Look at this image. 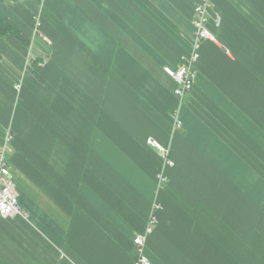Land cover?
<instances>
[{
	"label": "crops",
	"instance_id": "obj_1",
	"mask_svg": "<svg viewBox=\"0 0 264 264\" xmlns=\"http://www.w3.org/2000/svg\"><path fill=\"white\" fill-rule=\"evenodd\" d=\"M198 2H0L30 41L0 37V147L10 135L23 210L0 219V264H132L153 202L152 264H264V0H210L215 40L196 44ZM194 51L179 98L163 68Z\"/></svg>",
	"mask_w": 264,
	"mask_h": 264
},
{
	"label": "built area",
	"instance_id": "obj_2",
	"mask_svg": "<svg viewBox=\"0 0 264 264\" xmlns=\"http://www.w3.org/2000/svg\"><path fill=\"white\" fill-rule=\"evenodd\" d=\"M211 7L210 0H199L194 7L193 24L195 27V42L196 44L203 40H215L214 34L208 28V14ZM214 26L218 27L221 23V15L215 14L213 19ZM198 61V53L194 51L187 60L177 67L164 66V72L171 77L175 82L174 93L179 98L189 92L193 86L195 64ZM20 88V83L15 86ZM11 138L10 135L5 136L4 143L6 144ZM146 143L156 154L161 158L165 167L172 166L173 161L169 157L168 149H166L159 141L152 137L146 138ZM5 144L0 147V219L23 214V210L18 201V191L12 179V173L7 158L5 157ZM160 186L166 182L164 173L158 175ZM160 206L157 204L153 207V212L149 217V223L145 232L134 237L133 243L136 247V255L132 264H152L145 253V244L147 236L151 233L154 224L157 222L156 210Z\"/></svg>",
	"mask_w": 264,
	"mask_h": 264
},
{
	"label": "trees",
	"instance_id": "obj_3",
	"mask_svg": "<svg viewBox=\"0 0 264 264\" xmlns=\"http://www.w3.org/2000/svg\"><path fill=\"white\" fill-rule=\"evenodd\" d=\"M4 0H0L2 2ZM11 34L18 38L21 42H23L25 45L29 46L30 41L26 38V36L23 34V32L13 23V21L5 15L1 10H0V37H3L5 35ZM35 59L30 61L28 66L31 70V72L39 78V70L40 66L38 63L42 61L41 57L34 55ZM1 57V54H0Z\"/></svg>",
	"mask_w": 264,
	"mask_h": 264
},
{
	"label": "rangeland",
	"instance_id": "obj_4",
	"mask_svg": "<svg viewBox=\"0 0 264 264\" xmlns=\"http://www.w3.org/2000/svg\"><path fill=\"white\" fill-rule=\"evenodd\" d=\"M28 64H29V63H28ZM16 183L18 184V181H17V180H16ZM165 183H166V182H165ZM29 194L31 195V197H34V196H35V195H34L32 192H30V191H29ZM32 199H36V198H32ZM157 204H158L157 202H156V203L153 202V205H152V206L154 207V206L157 205ZM158 205H159V204H158ZM159 206H160V205H159ZM156 223H157V222H156ZM156 223H155V224H156ZM155 224H154V225H155ZM146 255H147V257H149L147 253H146Z\"/></svg>",
	"mask_w": 264,
	"mask_h": 264
},
{
	"label": "water",
	"instance_id": "obj_5",
	"mask_svg": "<svg viewBox=\"0 0 264 264\" xmlns=\"http://www.w3.org/2000/svg\"><path fill=\"white\" fill-rule=\"evenodd\" d=\"M32 53L35 55V49L32 50Z\"/></svg>",
	"mask_w": 264,
	"mask_h": 264
}]
</instances>
